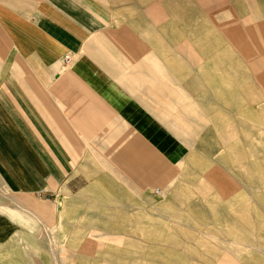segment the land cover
<instances>
[{
    "label": "crops",
    "instance_id": "1",
    "mask_svg": "<svg viewBox=\"0 0 264 264\" xmlns=\"http://www.w3.org/2000/svg\"><path fill=\"white\" fill-rule=\"evenodd\" d=\"M215 1L0 0V264L48 233L264 264V0Z\"/></svg>",
    "mask_w": 264,
    "mask_h": 264
},
{
    "label": "rangeland",
    "instance_id": "2",
    "mask_svg": "<svg viewBox=\"0 0 264 264\" xmlns=\"http://www.w3.org/2000/svg\"><path fill=\"white\" fill-rule=\"evenodd\" d=\"M194 5L207 6L214 11L215 0H197ZM167 229V228H165ZM164 236V234L162 235ZM82 238V237H81ZM19 242L17 251L4 264H216L212 258H186L185 255L211 254L195 247L185 251L184 243L146 244L144 250L137 243H93L79 242L66 236L48 233L31 237L26 245ZM30 245V246H29ZM159 246V247H157ZM99 249V251H97ZM144 251V252H143ZM99 252V253H97ZM144 255V256H143Z\"/></svg>",
    "mask_w": 264,
    "mask_h": 264
},
{
    "label": "built area",
    "instance_id": "3",
    "mask_svg": "<svg viewBox=\"0 0 264 264\" xmlns=\"http://www.w3.org/2000/svg\"><path fill=\"white\" fill-rule=\"evenodd\" d=\"M68 61H69L68 58H66V59H65V62H68Z\"/></svg>",
    "mask_w": 264,
    "mask_h": 264
}]
</instances>
